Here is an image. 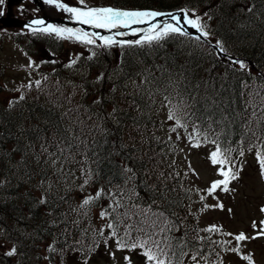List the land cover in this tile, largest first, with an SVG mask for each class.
<instances>
[{
  "label": "trees",
  "instance_id": "16d2710c",
  "mask_svg": "<svg viewBox=\"0 0 264 264\" xmlns=\"http://www.w3.org/2000/svg\"><path fill=\"white\" fill-rule=\"evenodd\" d=\"M81 6L160 13L184 9L190 18L200 16L210 35L207 41L172 35L151 46L101 47L100 40L92 45L76 43L92 50L79 52L71 60L82 72L79 76L74 70L72 83L84 80L79 86L81 101L74 99L76 91L70 90V80L63 76L69 69L60 62L66 54L61 39L41 34L31 38V53L39 46L52 60L45 58L50 69L25 84L6 106L0 103V245L5 250L0 249V264H84L85 259L87 264H120L122 252H116L109 222L116 225L117 238L126 231L131 232L129 241L155 233L153 239L164 246L167 237L171 247L162 258H171L172 264H193L197 259L203 264L210 259L212 264L211 258L220 253L214 242L219 241L199 236L191 227L183 211L188 195L180 188L179 178L166 171L162 148L146 124L152 127L146 117L151 108L135 107V103H142L138 96L144 93L169 97L165 104L181 105L184 122L209 130L222 151L237 154L251 147L264 148L258 139L264 136L261 110L256 108L253 116V109L245 107L250 92L264 96V0H85ZM217 40L225 49L220 55L207 44L216 45ZM230 58L249 67L231 65ZM144 76L147 83H142ZM90 96L101 102L89 103ZM113 107L117 111L109 115ZM69 141L74 156L65 160L70 154L61 155L57 144L66 148ZM80 141L87 142V149ZM42 145L57 156L43 152ZM97 190H102V196L81 208L83 199L95 196ZM108 191L114 196L106 203ZM42 198L45 203H40ZM95 209L108 213L103 236L94 222ZM162 228L167 231L161 232ZM49 246L57 251L50 252ZM13 247L16 253L5 255ZM89 248L93 251L88 252Z\"/></svg>",
  "mask_w": 264,
  "mask_h": 264
},
{
  "label": "rangeland",
  "instance_id": "374dc122",
  "mask_svg": "<svg viewBox=\"0 0 264 264\" xmlns=\"http://www.w3.org/2000/svg\"><path fill=\"white\" fill-rule=\"evenodd\" d=\"M41 1V7H39L38 10L44 16V20L60 18L72 24H80L71 19V14L55 8L54 5L45 4L44 0ZM60 2L67 3L65 0H60ZM67 4L69 6L78 7L74 4ZM34 7L35 6L32 5L30 0H23L21 3L11 6V17L25 21L27 20V15L34 11ZM1 9L5 10L3 3L0 4V10ZM80 25L83 26V24ZM84 26L91 27L89 25ZM20 28V26L6 29L0 27V87L2 88L0 103L5 106L12 96L20 93L25 84H29L37 76H40L43 69H50L49 64L44 61L45 58L52 60L48 52L43 55L39 46L35 47V45V54L27 55L23 47L30 44L31 39L27 36L32 30ZM97 30L107 31L104 29ZM13 35L14 37L22 35L19 37L21 38V46L13 42L17 40L11 41ZM64 41L67 51L60 62H65L68 52H70V56L67 58V62H69L71 58L77 56L80 51H86L87 53L92 51L90 48L83 50L82 47H76L74 43H78V41ZM54 57L56 58V55H53V58ZM30 63L31 67H29ZM38 71L40 72L39 74L37 73ZM63 75H66L64 76L65 80H70L68 81L69 88L71 91L75 89L76 95L74 93L73 96L74 99H77L79 92L82 91L79 86H81L84 80L78 79V83L73 84V78H69L66 73ZM89 101L93 103L94 97L90 96ZM72 106H74V104H72ZM167 117L168 116H165L164 118V127H162V131H155V135L162 134L172 140L171 146H173V148L171 155L172 160L176 162V165H173L175 167L174 174H180L179 180L183 182V188L189 193V200L186 207L184 206L183 211H186L188 219L193 224V226H191L193 230L202 231L204 228L215 225L223 232V236L224 233H232L235 235L239 232H244L248 236H254L256 230L252 227L253 221L259 223V221L264 220V214L259 210L264 203V179H261L255 169V160L251 156H246L239 163L235 164L236 168H234V171L239 169L242 170L239 171V179L230 182V191L224 192L217 189L213 196L209 197L206 192L207 187L210 186L213 180L221 179L217 174L219 166L212 165L208 159L209 153L214 151L210 139L207 137L206 141L205 136L199 135L194 139L199 140L200 147H192L188 137L193 134V127L187 125L186 129L177 128L176 132H171L170 128L175 127V122L168 120ZM177 136H179L180 139H177ZM106 196V202L113 201L114 192L108 191ZM201 196H205L203 201L200 199ZM205 204L213 205V207L205 209ZM216 204H223V209L214 207ZM229 209H231V211H228ZM93 216L97 219V225L100 226L105 222L100 216V210L97 212L94 211ZM225 239L230 242L228 247H239L242 257L251 254L253 264H264V237L241 242L239 245H237L235 240L230 236H226ZM127 256L130 257L131 264H143L133 256ZM224 258V264H248L247 261L241 259L236 253L230 252L226 254ZM104 264L108 263L104 262ZM112 264H115V262ZM121 264H125L124 259ZM197 264H200V262L197 261Z\"/></svg>",
  "mask_w": 264,
  "mask_h": 264
},
{
  "label": "snow or ice",
  "instance_id": "6c2138e0",
  "mask_svg": "<svg viewBox=\"0 0 264 264\" xmlns=\"http://www.w3.org/2000/svg\"><path fill=\"white\" fill-rule=\"evenodd\" d=\"M85 0H78V3L81 5H84ZM3 3V0H0V4ZM45 4L54 5L55 8L62 10L65 13L71 14V19L75 22H78L83 25H89L92 28L97 29H104L107 31H112L114 29H131V34L136 35L137 33H142L140 35V38L135 41H121L116 40L115 36H125L128 35L127 32H121L116 31L113 32V35L111 36H102L97 32L88 33L85 32L83 29H74L69 27H58L53 24H47L45 27H36L32 28V25L40 26L44 25L45 21L43 19H34L30 22L28 27L32 30L34 34L41 33V34H55L56 37L64 40H75L79 43H82L84 45H92L95 44L96 40H100L102 42L101 47H111L113 45H120L121 47H124L125 45H153L154 43L159 44L160 41L165 40L166 38L172 36V35H179L182 37H188L190 36V33L182 26L187 25L191 29H194L196 33L199 35L192 36L191 38L200 41L201 38H204V41L208 40V37L210 33L206 30L207 25L205 23H202L200 16H195V18H190L188 11L181 9L180 11L183 12L182 17V24H181V17H179L177 14L173 13H160L156 11L151 10H122L118 8L113 7H97V8H91L85 6L84 8L81 7H73L69 6L67 3H61L60 0H44ZM22 10V9H21ZM247 11L249 13L253 12V7H248ZM3 13L0 12V15ZM207 15V13H205ZM160 16H168L170 17L171 21H175V23H170L168 21H164L163 24L159 23H153L152 21L155 20L156 17ZM210 19V17H209ZM142 24H148L147 28H134L133 25H142ZM216 48L219 49L220 53H225V49L223 47V44L221 41H216ZM72 63H75V60L72 61ZM230 64L235 65L238 64L240 69H246L249 66L246 65L243 61L234 60L230 58ZM29 67H31V63L29 64ZM141 75H144L143 73ZM102 77H98V79H101ZM264 80V77L261 78ZM148 77L144 76V79L142 80V83H147ZM36 84L39 85L40 81H36ZM244 87H247V84L244 85ZM261 87H264V85H261ZM114 91V89H113ZM152 93H150L151 95ZM256 96H260L259 91L253 93H249V99L245 102L246 108H252V115H256V108H259L261 117H264V96H260L259 103H256ZM23 99V97H21ZM166 100H169V97H165ZM101 102V99L98 98L97 100L93 101V103L99 104ZM183 103V102H182ZM116 108L113 107L112 112L109 113V115H114L116 113ZM181 111V109L177 107H172L169 109L168 112V120L175 122V127H171V132H176L177 128H187V123H182V116L178 115V113ZM103 132V130H102ZM200 133L197 131V129L193 128V134L189 135L188 139L191 142V146L194 148L200 147V142L198 139H194L195 137L199 136ZM177 139H180L179 136H177ZM258 139L261 141L262 144H264V136L258 137ZM205 140L207 141V136L205 135ZM81 144H84L85 148L87 149L88 145L86 141H80ZM213 144H216L215 150L209 153L208 159L210 160L212 165H218L217 174L221 179H215L211 182L210 186L207 187L206 192L209 197L213 196V194L217 191V189H220L221 191L228 192L229 184L231 181H235L239 179V170L234 171V168H236V165L232 164L229 158L227 157L226 153L222 151L221 146L216 143L215 140L212 141ZM57 147L59 149V152L61 155L68 152L70 155L65 157V160L72 158L74 156L73 153H71V149L73 148V144L71 141L68 142L67 147H61L60 144H57ZM77 149H79V145H75ZM42 151L47 153L49 156H57L56 153L48 152V149L42 145ZM228 151H231L229 149ZM240 155L243 156L244 152L241 151ZM59 158V157H57ZM256 161L259 165V171L260 176L262 179H264V148H261L257 146V150L255 153ZM85 159H87L85 155ZM56 163V159L52 160V164ZM126 172H131V169L126 168ZM89 178L91 177V173H87ZM163 175V174H161ZM131 179V177H129ZM89 182L88 179L84 180V185H87ZM81 188H83V186ZM102 196V190H97L95 193V196L88 195L86 198L83 199L82 204L80 205L81 208H84L85 206H88L92 203H94L95 200L99 199ZM200 199L203 201L205 199V196H201ZM40 203H45L44 199L42 198ZM116 206H119V202H117ZM213 207V205L205 204L204 208ZM216 208L223 209V204H216L214 205ZM261 213H264V206H262L260 209ZM228 211H231L229 209ZM101 218H105L108 216V213L106 211L100 212ZM253 229L256 230V234L254 236H248L244 232H239L238 234L233 235L232 233H224L226 236L232 237V239L235 240L237 245H239L241 242H245L248 240H254L257 238L264 237V220L259 221L257 223L256 221H253L252 223ZM107 228L112 230L111 231V237L116 238V250L123 251H134V250H142L141 254L145 258L146 264H172L171 258H169L167 261L162 258L167 256L166 248L171 247V245L167 242L168 238L165 237L164 240V246H162V242L157 239H153V235L155 233H145L146 238H132L130 241L128 239L129 236H131V232L126 231L125 235L123 237L117 238V232H116V225L109 222L107 223ZM129 229L132 228L131 225L128 226ZM100 235L103 236V229H100ZM161 232L167 231L166 228L160 229ZM205 232L213 233V232H220V228L212 225L208 228L203 229ZM217 243L218 246H220L225 252H232L239 254L240 249L239 247H228L227 245L230 242H214ZM105 244H107V240H105ZM50 252H56L57 250L51 246H49L48 249ZM71 251H76L77 249L70 248ZM82 251V249H80ZM93 251L92 248L88 249V252ZM16 253V249L13 247L11 250L5 253L7 256H13ZM108 254L115 259V252H113L111 249H109ZM47 258V257H46ZM125 264H131L130 257L125 255L123 257ZM196 257L193 256V260H195ZM241 259L248 262V264H253V258L251 254L244 255L241 257ZM84 264H87V260H84ZM179 264V262H178Z\"/></svg>",
  "mask_w": 264,
  "mask_h": 264
},
{
  "label": "water",
  "instance_id": "95a60500",
  "mask_svg": "<svg viewBox=\"0 0 264 264\" xmlns=\"http://www.w3.org/2000/svg\"><path fill=\"white\" fill-rule=\"evenodd\" d=\"M19 1H21V0H8V4H7L8 8L10 7V5H12L14 3H17ZM32 1L36 5L39 4V0H32ZM167 18H168L167 16H162V17L158 18V20L161 21V20L167 19ZM52 22H58V23H61V24H64L65 25V23H63L61 21H58V20L52 21ZM0 23L3 24V25H6V26L17 25V26H21V27L22 26H28L30 24V22H21V21H17V20L10 19L9 18V10H8L6 19H0ZM153 23H154V21H153ZM32 26H35V25H32ZM66 27L74 28V29H82V28H80L77 25H66ZM83 30L86 31V32H89V30H87V29H83ZM130 31H131V29L127 30L126 32L129 33Z\"/></svg>",
  "mask_w": 264,
  "mask_h": 264
},
{
  "label": "bare ground",
  "instance_id": "6f19581e",
  "mask_svg": "<svg viewBox=\"0 0 264 264\" xmlns=\"http://www.w3.org/2000/svg\"><path fill=\"white\" fill-rule=\"evenodd\" d=\"M158 65V64H157ZM166 67V66H165ZM163 68V67H162ZM159 69V68H158ZM67 75H68V77L70 76V73L68 72V73H66ZM63 76H66V75H63ZM150 80V79H149Z\"/></svg>",
  "mask_w": 264,
  "mask_h": 264
}]
</instances>
